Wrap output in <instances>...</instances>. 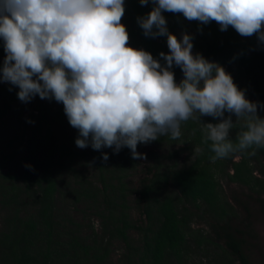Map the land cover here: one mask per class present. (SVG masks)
I'll return each mask as SVG.
<instances>
[{
    "label": "trees",
    "instance_id": "trees-1",
    "mask_svg": "<svg viewBox=\"0 0 264 264\" xmlns=\"http://www.w3.org/2000/svg\"><path fill=\"white\" fill-rule=\"evenodd\" d=\"M151 7L150 2L141 5L139 0H124L121 23L128 33L126 43L144 48L160 59V52H168L166 37L145 36L136 19ZM162 14L170 32L179 28L190 33L189 24L201 30L192 34L193 54L199 52L225 70L230 67L241 73L246 87L264 105V43L255 35L241 36L231 26L221 31L216 21L202 24L189 21L179 13ZM4 55L0 40V64ZM177 76L179 71L175 79ZM17 90L16 86L0 82V122L10 115L19 100ZM35 99L34 110L23 118L21 115L10 138L0 147V205L8 211L0 229V264H107L115 239L126 245L123 257L127 264H187L194 252L192 247L201 250L203 259L210 262L207 249L211 244L220 253H216L220 264L235 260L240 264L250 263L243 250L245 240L238 236L242 231L232 227L237 211L224 195L221 181L226 178L246 186L257 194L264 211V146L252 145L239 153L212 159L215 154L204 123H215L221 118L199 117L197 112L181 122L178 138L165 134L149 143H138L137 149L159 143L179 145V148L163 155L171 160L168 164L163 165L155 157L153 166L141 178L135 194L142 219L136 221L127 203L126 180L130 170L136 167V158L130 150L127 147L118 152L111 147L94 150L89 145L85 154L75 145L77 130L62 138L55 135L54 125L65 120L63 104L38 96ZM229 116L233 125L228 138L236 144L238 135L247 130L249 117L237 118L234 113L226 112L225 117ZM20 123L30 127L26 140L24 131L19 132ZM19 135V144L12 148ZM22 148L23 169L18 173L6 171L5 163ZM180 149L187 151L183 161L178 160ZM105 152L107 160L102 159ZM235 155L239 159H234ZM86 156L96 172L93 181L77 169L76 160ZM65 197L73 204H84V213H93L99 221L98 231L94 224H88L84 227L89 233L81 234L83 224L62 211ZM203 215L217 223L210 221L214 231L219 228L216 232L224 244L206 236L202 229L192 227L194 218ZM131 231L137 232V242L130 236Z\"/></svg>",
    "mask_w": 264,
    "mask_h": 264
},
{
    "label": "clouds",
    "instance_id": "clouds-1",
    "mask_svg": "<svg viewBox=\"0 0 264 264\" xmlns=\"http://www.w3.org/2000/svg\"><path fill=\"white\" fill-rule=\"evenodd\" d=\"M149 2L150 11L136 19L145 36L166 37L168 52L160 59L126 43L124 0H0V82L16 86L21 102L38 96L62 103L79 148L127 147L134 159L143 158L138 143L165 134L178 138L181 122L194 112L221 118L204 123L212 159L264 146L259 102L249 100L218 62L193 54L192 34L177 38L162 14L216 21L221 31L231 26L264 43V0H139ZM174 65L183 73L179 82ZM226 112L249 117L236 144L228 138L233 121Z\"/></svg>",
    "mask_w": 264,
    "mask_h": 264
},
{
    "label": "rangeland",
    "instance_id": "rangeland-1",
    "mask_svg": "<svg viewBox=\"0 0 264 264\" xmlns=\"http://www.w3.org/2000/svg\"><path fill=\"white\" fill-rule=\"evenodd\" d=\"M262 28H264V24H262ZM191 34H199L201 30H197V28L189 24V29ZM173 33L177 35V38H179L180 34L182 33V30L179 28H176L173 30ZM253 35L256 36L254 33ZM251 35V36H253ZM226 71L231 74L234 83L237 85L238 88H241L244 90L245 96L251 100V101H258L255 99V97L252 95V90L248 89L245 85V80L241 73L235 71L233 68L226 67ZM174 72V78L176 77L177 72H180V76H177L178 78L175 80H180L181 77H183V73L181 69L178 66H175L172 68ZM177 81V82H178ZM34 98H32L29 102H21L20 100L16 101L14 103V107L11 110V113L9 116L5 117L3 121L0 122V147L4 144V141L7 138H10L12 134V130L14 126L16 125L17 121L21 120L26 115L31 113L34 110L35 103ZM259 102V101H258ZM260 102L257 108V115L262 117L264 114V111L262 107L260 106ZM194 114H196L194 112ZM65 120L61 121L60 123H56L54 125V131L57 138H62L65 135H73L74 131H76L75 128L70 126L68 123L66 115L63 116ZM28 127L26 124L20 123V129L19 132L21 133L22 130L24 131V140H26L27 133H28ZM19 138L21 136H18V139H16L12 145V148L19 144ZM25 141H23L22 146L24 145ZM179 148V145L170 146L165 143H159V144H148L143 145L137 149L138 153H143V158H136V167L132 168L130 172L128 173L127 177V186L129 188L128 196H127V203L129 205V210L131 212V216L134 220L140 221L142 219V216H140V212L138 211L137 205V195L135 194L136 188L139 187L140 180L143 176H145L146 172L148 171L149 167L153 166V163L155 160V157H158L161 159V163L163 165L168 164L171 162V160H168L163 157V155L167 154L169 150H172L174 148ZM78 150L83 151L85 154H88V148H78ZM181 150V149H180ZM24 149L22 148L21 151L17 154L16 157H14L11 161H8L5 163V170L10 171L12 173H18L23 169L24 166V156L25 152H23ZM187 156L186 149L181 150V157L178 159L180 161H183V158ZM182 158V159H181ZM88 160V157H81L76 160V163L79 164L78 168L79 172H84L88 178H90L92 181L96 178V172L94 171V167L90 165V161ZM66 177V176H65ZM222 187L224 189V195L230 202L235 206V209L237 211V215L232 220V227L237 228V230L242 231L241 233L238 232V236L240 238H243L245 240V245L243 246V250L246 252V254L249 257V264H264V211L261 208L258 200H257V194L250 191L246 186H243L241 184H238L236 182H232L228 179H223L221 181ZM65 202H62L61 205L65 209L62 211L67 212L69 215H71L75 220H78L80 223L83 224V227L81 229L82 235H87L89 232L84 227L88 224H94L95 229L98 231V224L99 221L97 218L93 215L92 212H86L84 213L85 206L84 204H73L70 199L64 198ZM92 213V214H90ZM8 211L6 208L1 207L0 205V229H2L4 225V221L7 218ZM202 216V215H201ZM210 221L214 222L212 224H217L215 221L210 218L209 216L203 215V217H195L192 227L193 228H200L201 231L206 236L212 237L214 240H217L219 243L224 244V240L218 237L216 230L220 231L218 227H216L215 231L212 227V224L210 225ZM130 236L134 239V242L138 241V234L136 231H131ZM191 243V242H190ZM206 246V245H204ZM194 250L192 257L187 262V264H220L221 260L217 256V254H220L218 250L215 248L213 244L210 245V247L207 249L208 252L212 255H210L211 261H206V258L203 259L202 251L198 250L196 247H192ZM124 251H126V245L121 240H113L111 244V250L110 255L108 259L107 264H127L126 260L123 257ZM217 253V254H216ZM203 259V260H202ZM231 264H240L238 261H230Z\"/></svg>",
    "mask_w": 264,
    "mask_h": 264
}]
</instances>
